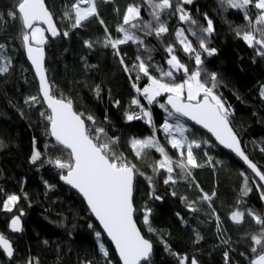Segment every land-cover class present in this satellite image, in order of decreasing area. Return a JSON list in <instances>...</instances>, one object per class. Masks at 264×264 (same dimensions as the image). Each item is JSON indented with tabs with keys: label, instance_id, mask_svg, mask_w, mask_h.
<instances>
[{
	"label": "trees",
	"instance_id": "1",
	"mask_svg": "<svg viewBox=\"0 0 264 264\" xmlns=\"http://www.w3.org/2000/svg\"><path fill=\"white\" fill-rule=\"evenodd\" d=\"M72 2L74 0H45L61 32L57 41L47 38L45 43L48 81L56 97L72 100L74 111L83 114L92 135H95V127H102L107 137L118 139L115 149L136 165L134 220L153 246V256L145 264H178L177 256L172 253L186 257L185 264L191 259L199 264H226L225 253L228 254L227 264H250L257 255L251 251L255 245L250 237L258 234L261 226L247 212L252 210L264 217V200L261 199L264 185L249 168L219 149L205 133L189 126L185 135L189 141L200 144L192 150L202 166L190 168L191 175L174 167L171 175L176 182L165 184L169 173L164 169L154 171L156 162L162 159L160 153L148 149L138 159L129 145L133 138L155 135L174 162L181 159L180 152L168 144L161 128L166 119L169 123L176 122L175 117L169 118L160 107L161 104L168 107L167 95L157 97L149 105L132 85L135 83L142 89L148 83L142 74L136 79L137 57L149 65L150 73L158 78L157 68L169 70L167 59L170 57L165 51L168 45L173 46L174 54L190 70L196 69L194 54L190 59L175 35L177 30L183 29L193 47L201 51L202 79L211 86L210 74L217 76L214 91L230 112V127L242 151L264 173V97L261 96L264 56L258 54L257 47H249L241 38L243 32L249 30L244 12L227 8L221 0H192L182 5L197 22L190 25L180 21L175 11L178 0H172L173 7L160 17L168 32L157 37L155 33L145 35L144 31L133 29L143 44L119 45L120 55L117 56L116 50L104 46L105 38L107 35L122 38L123 34L116 29L123 23V13L129 4L141 7L142 21H152L151 9L144 0H96L98 16L89 18L78 28H72V21L64 18V11ZM14 7L15 0H0V44L4 45L0 49V65L8 67L7 72L0 73V234L9 239L15 249L12 260H7L0 250V264H29V261L31 264H118L111 245L101 235L81 198L59 182L66 170L49 162L57 158L67 161L69 156L50 139L48 113L25 61L20 21L8 16ZM248 12L253 18L257 14L251 6ZM208 19L214 31L205 35L200 30L207 27ZM190 28L204 36L209 49L216 50L213 55L199 49V39L191 34ZM238 31L241 36L237 35ZM256 35L259 38V34ZM86 41L92 46L88 47ZM125 66L129 71H125ZM174 77L177 83L185 78L182 71L174 73ZM33 96L38 102L26 103ZM134 98L151 112L155 132L144 120L126 119V113L140 110L131 103ZM89 115L94 117L95 125L86 119ZM34 150L41 155L33 163ZM245 176L251 191L242 195ZM146 177L151 178V184ZM11 194L17 195L19 200L11 212L4 211L3 201ZM205 194L211 200L204 201ZM156 196L160 199H155ZM145 209L151 210L149 221L153 232L144 224ZM237 210L245 214L240 224L230 219L231 213ZM20 213H23V232L12 235L8 222ZM101 244L108 252L107 257L100 250Z\"/></svg>",
	"mask_w": 264,
	"mask_h": 264
},
{
	"label": "snow or ice",
	"instance_id": "2",
	"mask_svg": "<svg viewBox=\"0 0 264 264\" xmlns=\"http://www.w3.org/2000/svg\"><path fill=\"white\" fill-rule=\"evenodd\" d=\"M191 2L192 0H178L175 11L179 13L181 22L195 25L197 22L191 18L182 6ZM144 3L151 9L152 21H142L141 7L129 4L123 13V23L118 25L116 29L118 33L123 34L122 38L113 39L110 35L106 36L104 46L116 50L115 55H120L119 45L129 42L143 44V41L132 31L133 29L144 31L145 35L155 33L157 37H161L168 32V27L161 22L160 17L165 10L173 7L172 0H144ZM221 3L226 5L227 8L244 12V19L248 21L249 30L244 31L242 36L238 31L237 35L241 36L249 47H257L258 54L264 56V0H221ZM82 5L86 6L82 7ZM250 6L257 10L254 18L249 15L248 9ZM8 16L20 21L23 46L35 69L36 76L39 78V91L43 96V101L50 109V114L41 113L42 116L46 115L49 122V134L55 138L58 145L68 151L69 159L67 161L57 158L49 162L53 163L58 169L66 170V175L62 174L60 179L71 185L83 196L91 213L115 245L122 264H141L142 261H147L152 252V244L144 238L134 220L133 190L134 179L137 174L136 165L130 163L123 153L115 149L114 146L118 143V139L107 137L102 127H95V135H92V130L85 124L83 114L74 111L72 100L57 98L52 93V86L45 76L43 48L46 43L45 32L50 33L53 37L60 34L53 22L52 13L46 7L45 0H15V7L8 12ZM97 16L96 0H74L70 8H66L64 11V18L72 21V28L81 27L84 21ZM100 22L103 24L102 20ZM41 25H46L47 28H43ZM189 31L199 39L200 50L206 52L209 56L215 53V49L207 47L204 36L198 35L191 28ZM200 31L205 35L211 34L214 31L212 21L208 19L207 27L202 28ZM105 32H108L107 28H105ZM257 33L259 38H257ZM64 35L67 36L68 32H64ZM175 35L178 43L182 46L183 52L188 54L190 59L193 58L194 54L196 69L190 70L174 54L173 46L168 45L165 51L170 57L167 59L169 70L164 71L157 68L156 71L160 73L158 78L150 73L149 65L140 57H137L138 63L134 65L137 71L136 79H140V74H142L147 78L148 83L142 89L138 88L135 83L132 87L145 98L149 105L153 104L157 97L167 95L166 104L170 108L166 107L165 104H161L160 107L165 109L169 118L175 117L176 122L169 123L166 119L161 128L166 135L168 144L180 152L181 159L174 162L155 135L143 139L133 138L129 141L136 158H141L148 149H155L156 152L160 153L162 159L156 162L154 171L159 172V170L164 169L169 173L164 181L165 184L176 182L171 175L174 167L180 168L181 172L186 175H191L190 168L202 166L197 163L192 150L193 147H200V144L195 140H188L185 135L187 129L179 120L180 117H186L207 129L225 148L235 152L259 177V180L264 182V173L258 170L256 165L241 150L239 141L229 126L230 112L221 97L214 91L217 85L216 74H210L208 79L211 86H209L208 81L202 79L203 61L201 51H197L193 47L187 36H185L183 29L177 30ZM85 43L88 47L92 46L87 41ZM3 47L4 45L0 44V49ZM120 62L124 64L123 58ZM7 71V66L0 65V73ZM125 71H129L127 66H125ZM181 71L184 73L185 78L182 82L177 83L175 82L174 73ZM97 94H99V89H97ZM261 96L264 97V89L261 90ZM37 102L38 98L35 96L26 101V103ZM131 103L140 107V114L126 113V119L128 121L145 119L146 123L153 126L151 112L140 105L138 99L134 98ZM86 119L93 121V125H95L93 116L89 115ZM153 130L155 132L154 126ZM40 155L38 151L34 150L31 161L36 162L40 159ZM140 174L143 175V173ZM241 175L244 176V173H241ZM146 179L151 184V178L146 177ZM249 191L251 189L248 187V178L245 176L244 185L241 189L242 195H247ZM175 194L173 192V195ZM154 198L160 199L158 196ZM202 199L209 201L211 197L205 194ZM261 199H264V193H262ZM18 200L17 195H8L3 201V210L11 212ZM189 207L191 208V205ZM192 210L195 211L196 209ZM150 212V209H145L144 224L148 227L149 232H153L154 229L149 221ZM244 215L239 210L233 211L230 219L240 224L244 219ZM247 215L257 225L261 226L259 233L250 237L253 245H255L251 248V251L257 253L250 260V264H264V217L252 210H248ZM217 219L219 218L217 217ZM10 227L14 232L21 231L20 218L14 217L11 220ZM89 227H92V225H89ZM99 235L100 233H97V236ZM199 239L200 237L197 236V240ZM165 248L169 250L167 244H165ZM0 249L9 257L13 255L12 244L3 234H0ZM100 250L105 257L108 256L103 244L100 245ZM172 254L177 256L178 264H185L186 257H181L176 253ZM225 259L227 264V253H225ZM29 264H31V261H29ZM191 264H197V261L192 259Z\"/></svg>",
	"mask_w": 264,
	"mask_h": 264
},
{
	"label": "water",
	"instance_id": "3",
	"mask_svg": "<svg viewBox=\"0 0 264 264\" xmlns=\"http://www.w3.org/2000/svg\"><path fill=\"white\" fill-rule=\"evenodd\" d=\"M54 22V21H53ZM54 24H55V22H54ZM56 25V24H55ZM41 27H43V28H47V26L46 25H41ZM57 28V27H56ZM57 30H58V28H57ZM58 32L60 33L58 36H55V37H53L50 33H48V32H45L46 33V36H47V38L50 40V41H57L58 40V38L61 36V32L58 30ZM22 45H23V42H22ZM24 47V46H23ZM44 48V68H45V76H46V78H47V80H48V76H47V71H46V65H45V62H46V51H45V46L43 47ZM24 55H25V61H26V64L30 67V70H31V72H32V76L34 77V79H35V82H36V86L38 87V96H39V98H41V101H42V104H43V106H44V108L46 109V111H47V113L48 114H50V109H48V107H47V104L46 103H44V101H43V96L40 94V91H39V78L36 76V72H35V69H34V67H33V65L31 64V61L28 59V57H27V52H26V49L24 48ZM49 82V81H48ZM50 84V83H49ZM52 93H53V91H52ZM54 94V93H53ZM57 98H62V97H57ZM168 106V105H167ZM169 108H170V106H168ZM179 119H182L186 124H188L189 126H192V127H194L195 129H197L198 131H200L201 133H205L209 138H210V140L214 143V144H216L217 145V147L219 148V149H221L223 152H225L226 154H229L231 157H233L234 159H236L238 162H240L241 164H243L245 167H247V168H249L248 166H247V164L240 158V157H238L237 155H236V153L235 152H233L231 149H229V148H225L223 145H221L220 143H219V141H217L216 140V138L211 134V133H209L208 131H207V129H205V128H203L201 125H198V124H196L194 121H192V120H189L188 118H186V117H180ZM229 126H230V123H229ZM48 130L50 131V125H49V127H48ZM235 134V133H234ZM50 139L51 140H53L56 144H57V142L55 141V138L54 137H52L51 135H50ZM58 145V144H57ZM239 145H240V148H241V144L239 143ZM61 149H63V147L62 146H60V145H58ZM63 150H65V149H63ZM241 150H242V148H241ZM67 151V150H66ZM68 152V151H67ZM250 169V168H249ZM250 171L252 172V170L250 169ZM253 173V172H252ZM254 175H255V173H253ZM65 175H66V173H65ZM256 176V175H255ZM256 178H257V180H259V177L258 176H256ZM260 181V180H259ZM59 182L62 184V185H65L67 188H69L73 193H76L80 198H81V200H82V202L85 204V206H86V208H87V210H88V212H89V214H91V216H92V219H93V221H94V223L95 224H97V226L99 227V229H100V232H101V235H103V237H104V239H105V241L108 243V245H111V247H112V249H113V252H114V254H115V256L117 257V262H118V264H122V262L120 261V258H119V255H118V253L116 252V249H115V245L112 243V241H111V239L107 236V233L106 232H104V230H103V228H102V226L99 224V221L95 218V216L91 213V211H90V209L88 208V205H87V202L84 200V198H83V196L76 190V189H74L71 185H68V184H66L63 180H61L60 178H59ZM261 182V181H260ZM134 183H135V180H134ZM261 184L262 185H264V182H261ZM133 196H134V190H133ZM134 202V201H133ZM135 214H136V212L134 213V219H135ZM14 217H19L20 218V225H21V231H18V232H14V231H12L11 230V227H10V225H11V220L14 218ZM22 220H23V215H21V213L19 214V215H13L12 216V218L9 220V222H8V228H9V231H10V233L13 235V234H16V235H19V234H21L22 232H23V223H22ZM137 225V224H136ZM137 228H138V226H137ZM9 240V239H8ZM10 241V240H9ZM10 243L12 244V242L10 241ZM152 244V243H151ZM12 248H13V244H12ZM1 251H2V253L5 255V257H6V259L7 260H12L13 259V257H14V254H15V249H13V255L11 256V257H9L6 253H4L3 252V250L2 249H0ZM153 246H152V252H151V254H150V257H149V259L147 260V261H142L141 262V264H145V263H147L151 258H152V256H153ZM192 260V259H191ZM191 260L188 262L189 264H191ZM197 264H199V263H197Z\"/></svg>",
	"mask_w": 264,
	"mask_h": 264
},
{
	"label": "rangeland",
	"instance_id": "4",
	"mask_svg": "<svg viewBox=\"0 0 264 264\" xmlns=\"http://www.w3.org/2000/svg\"><path fill=\"white\" fill-rule=\"evenodd\" d=\"M84 6H86V5H82V7H84ZM45 37H46V41H47V36H46V33H45ZM247 44V43H246ZM45 46V44L43 45V47ZM144 100H145V98H144ZM146 101V100H145ZM146 103H147V101H146ZM184 126H185V128L188 130L189 129V125L188 124H183ZM194 148V147H193ZM185 156H186V148H185ZM264 200V199H263Z\"/></svg>",
	"mask_w": 264,
	"mask_h": 264
},
{
	"label": "built area",
	"instance_id": "5",
	"mask_svg": "<svg viewBox=\"0 0 264 264\" xmlns=\"http://www.w3.org/2000/svg\"><path fill=\"white\" fill-rule=\"evenodd\" d=\"M136 114H140V110L138 112H136ZM140 120H144L145 121V119H140ZM135 121H137V120H135Z\"/></svg>",
	"mask_w": 264,
	"mask_h": 264
},
{
	"label": "bare ground",
	"instance_id": "6",
	"mask_svg": "<svg viewBox=\"0 0 264 264\" xmlns=\"http://www.w3.org/2000/svg\"><path fill=\"white\" fill-rule=\"evenodd\" d=\"M7 228H8V226H7ZM8 230H9V228H8ZM10 232V231H9Z\"/></svg>",
	"mask_w": 264,
	"mask_h": 264
}]
</instances>
